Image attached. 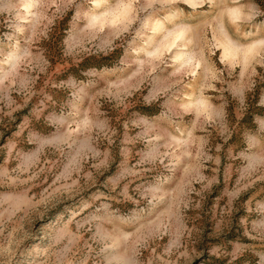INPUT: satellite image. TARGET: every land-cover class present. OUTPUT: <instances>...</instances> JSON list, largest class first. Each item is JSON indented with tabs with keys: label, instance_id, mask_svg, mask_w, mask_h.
I'll use <instances>...</instances> for the list:
<instances>
[{
	"label": "rangeland",
	"instance_id": "rangeland-1",
	"mask_svg": "<svg viewBox=\"0 0 264 264\" xmlns=\"http://www.w3.org/2000/svg\"><path fill=\"white\" fill-rule=\"evenodd\" d=\"M0 264H264V0H0Z\"/></svg>",
	"mask_w": 264,
	"mask_h": 264
},
{
	"label": "bare ground",
	"instance_id": "bare-ground-1",
	"mask_svg": "<svg viewBox=\"0 0 264 264\" xmlns=\"http://www.w3.org/2000/svg\"><path fill=\"white\" fill-rule=\"evenodd\" d=\"M192 1H193V0H192ZM28 5H31V3L29 2ZM162 24H164V23H162V22H157V23L155 24L154 27H158V26L160 27V26H161L160 28H162Z\"/></svg>",
	"mask_w": 264,
	"mask_h": 264
}]
</instances>
